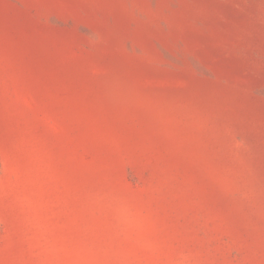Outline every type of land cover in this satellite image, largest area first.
Returning <instances> with one entry per match:
<instances>
[{"label": "rangeland", "instance_id": "1", "mask_svg": "<svg viewBox=\"0 0 264 264\" xmlns=\"http://www.w3.org/2000/svg\"><path fill=\"white\" fill-rule=\"evenodd\" d=\"M0 264H264V0H0Z\"/></svg>", "mask_w": 264, "mask_h": 264}]
</instances>
